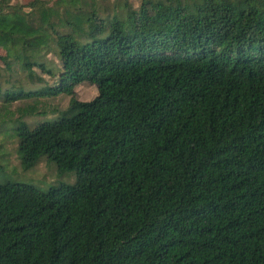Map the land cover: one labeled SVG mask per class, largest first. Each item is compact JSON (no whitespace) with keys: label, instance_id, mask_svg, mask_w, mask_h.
<instances>
[{"label":"trees","instance_id":"16d2710c","mask_svg":"<svg viewBox=\"0 0 264 264\" xmlns=\"http://www.w3.org/2000/svg\"><path fill=\"white\" fill-rule=\"evenodd\" d=\"M6 123L77 179L0 183V264H264V0H0Z\"/></svg>","mask_w":264,"mask_h":264},{"label":"rangeland","instance_id":"374dc122","mask_svg":"<svg viewBox=\"0 0 264 264\" xmlns=\"http://www.w3.org/2000/svg\"><path fill=\"white\" fill-rule=\"evenodd\" d=\"M52 58V54H49ZM77 96L80 100H90L97 94L96 86L89 83H82L76 88ZM70 97L60 95L50 99H43L48 105L58 106L65 109L69 104ZM21 105L20 102L14 104L13 109ZM58 113L41 117L39 121L54 119ZM14 124H0V183L7 181H17L29 183L37 187L39 190L46 191L52 185L61 183L73 184L76 179L75 171H67L63 174L58 172L55 162L48 161L43 158L37 165L29 170H24L21 165L20 156L17 153V142L12 134Z\"/></svg>","mask_w":264,"mask_h":264}]
</instances>
